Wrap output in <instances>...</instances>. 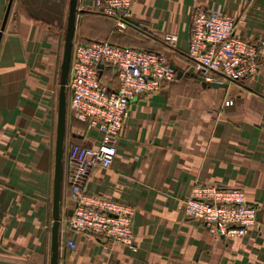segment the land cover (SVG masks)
Here are the masks:
<instances>
[{"label": "crops", "instance_id": "crops-1", "mask_svg": "<svg viewBox=\"0 0 264 264\" xmlns=\"http://www.w3.org/2000/svg\"><path fill=\"white\" fill-rule=\"evenodd\" d=\"M9 2L0 0V31ZM69 6L70 0H14L0 44V264L51 263ZM210 7L238 19L237 38L264 40V0H139L133 6L141 30L161 39L178 35L176 48L160 52L184 73L131 104L114 162L93 170L86 185L91 195L137 210L136 250L101 237L71 236L77 246L71 252L62 229L59 264H264V67L238 83L194 77L187 57L190 27L195 12ZM97 31L103 33L102 27ZM228 99L233 106H225ZM78 142L98 146V136ZM196 185L244 190L258 209L257 227L243 239L209 234L179 211ZM70 207L68 198L65 212Z\"/></svg>", "mask_w": 264, "mask_h": 264}, {"label": "built area", "instance_id": "built-area-1", "mask_svg": "<svg viewBox=\"0 0 264 264\" xmlns=\"http://www.w3.org/2000/svg\"><path fill=\"white\" fill-rule=\"evenodd\" d=\"M139 0H95L83 3L79 11H91L114 21V29L125 33L133 22V6ZM238 19L220 7L199 9L190 27L187 57L189 71L205 83H238L254 77L264 67V40L252 42L235 36ZM165 44L176 48L178 35L167 34ZM113 70V77L100 76L99 65ZM117 80L114 82V78ZM177 80L176 71L164 53L113 45L107 41L74 43L67 89L72 95L73 118L87 127L77 132L98 136V146L72 144L69 149L71 217L66 210L61 226L69 238L66 247L76 250L71 236L101 237L136 250L134 220L137 210L126 204L88 193L86 185L95 169H109L117 155V144L129 118L130 106L147 99L165 85ZM228 99L225 106L231 107ZM179 211L203 224L209 234L224 241L246 238L258 225V209L251 205L244 190L196 185Z\"/></svg>", "mask_w": 264, "mask_h": 264}, {"label": "water", "instance_id": "water-1", "mask_svg": "<svg viewBox=\"0 0 264 264\" xmlns=\"http://www.w3.org/2000/svg\"><path fill=\"white\" fill-rule=\"evenodd\" d=\"M14 0H10L3 26L0 31V44L3 38L4 31L10 16ZM79 11V0H70L69 14L66 27L65 46L63 53V61L61 65L60 92L58 101V120L56 129V144H55V172L53 182V209H52V228H51V263L59 264L60 260V233H61V218H62V183L64 174V155H65V139H66V122H67V85L69 81L74 37L77 29ZM100 76L102 77L104 65H99ZM178 78H181L184 73L176 67ZM194 77H197L194 75ZM76 139H81L80 136H74ZM73 210L69 209L67 215L71 217Z\"/></svg>", "mask_w": 264, "mask_h": 264}, {"label": "trees", "instance_id": "trees-1", "mask_svg": "<svg viewBox=\"0 0 264 264\" xmlns=\"http://www.w3.org/2000/svg\"><path fill=\"white\" fill-rule=\"evenodd\" d=\"M97 16L101 19H98L99 22H90L91 17ZM85 21V22H84ZM84 22V23H83ZM112 24H111V23ZM89 23V25H88ZM100 24L102 26H98ZM114 21L110 18H107L103 15H99L93 13L91 11H84L79 14L77 29L75 32L74 42L75 44L83 43L88 44L94 41H107L113 45H119L124 47H131L137 49H143L147 51H154L160 52L163 51L166 47H168L164 39L159 38L148 31H143L135 24H130L128 29L125 33L121 34L115 31L114 29ZM92 29L90 35L87 34L88 26ZM113 25V28H112ZM84 26H87L85 29ZM100 27L103 29V33L97 31ZM107 27L108 31L105 35L104 28ZM138 38L139 40L133 41L132 38ZM156 49V50H155ZM113 77V70L112 69H105L103 78L108 79ZM117 80V77L114 78V82ZM72 95L70 91L67 89V122H66V139H65V155H64V174H63V183H62V216L64 215V211L67 207V200L71 196V188L69 185L68 177H69V149L70 146L77 142L79 139L74 138L76 136V131L74 128L81 127L87 130L85 124L77 122L72 117V112L70 109ZM71 118L73 122H71ZM62 231V226H61Z\"/></svg>", "mask_w": 264, "mask_h": 264}, {"label": "rangeland", "instance_id": "rangeland-1", "mask_svg": "<svg viewBox=\"0 0 264 264\" xmlns=\"http://www.w3.org/2000/svg\"><path fill=\"white\" fill-rule=\"evenodd\" d=\"M89 2H90V4L91 5H93V3L95 2V0H88ZM85 22V21H84ZM83 22V23H84ZM111 23V22H110ZM112 24V23H111ZM112 28H113V25H112ZM88 31H89V28L87 29ZM75 43V42H74ZM177 78H178V76H177ZM174 83V82H173ZM73 118V117H72ZM72 118H71V122H73V120H72ZM74 119V118H73ZM75 120V119H74ZM74 130L76 131V135H77V132H86V129H83V128H81V127H77V128H74ZM53 134H54V130H53ZM89 135H96L95 133H92V132H90V134ZM78 136V135H77ZM91 137H96V136H91ZM79 142L77 141V142H74L73 144H78ZM64 213H65V211H64Z\"/></svg>", "mask_w": 264, "mask_h": 264}]
</instances>
